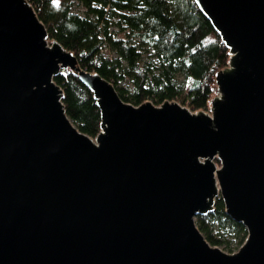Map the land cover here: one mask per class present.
Masks as SVG:
<instances>
[{
    "label": "water",
    "instance_id": "obj_1",
    "mask_svg": "<svg viewBox=\"0 0 264 264\" xmlns=\"http://www.w3.org/2000/svg\"><path fill=\"white\" fill-rule=\"evenodd\" d=\"M228 50L208 108L123 101L49 37L27 0H0V264H264V0H193ZM68 70L99 112L66 115ZM221 199L234 252L194 223Z\"/></svg>",
    "mask_w": 264,
    "mask_h": 264
},
{
    "label": "trees",
    "instance_id": "obj_2",
    "mask_svg": "<svg viewBox=\"0 0 264 264\" xmlns=\"http://www.w3.org/2000/svg\"><path fill=\"white\" fill-rule=\"evenodd\" d=\"M50 38L85 70L109 80L118 96L133 105L176 101L205 110L214 73L226 66L228 50L193 0H27ZM76 2L80 11H73ZM105 48L114 53L108 57ZM127 77L130 88L118 85ZM53 81L62 90L66 115L82 133L94 137L99 112L86 89L68 70ZM194 223L212 246L232 251L244 227L224 213L216 197L212 211Z\"/></svg>",
    "mask_w": 264,
    "mask_h": 264
},
{
    "label": "rangeland",
    "instance_id": "obj_3",
    "mask_svg": "<svg viewBox=\"0 0 264 264\" xmlns=\"http://www.w3.org/2000/svg\"><path fill=\"white\" fill-rule=\"evenodd\" d=\"M71 8H72L73 11H80V7H79V5L75 1L73 2ZM101 52L104 55H107L108 57H114V53L111 52V51H109V50H107V49H105V48H103ZM118 85L124 86L126 88H130L131 87L130 84H129V80H128L127 77H124L123 79L119 80L118 81ZM230 247H231L232 251H227V250H223V251L229 252V253L230 252H234V251L237 250V248L239 247V245L235 244V242H232V244H230Z\"/></svg>",
    "mask_w": 264,
    "mask_h": 264
},
{
    "label": "built area",
    "instance_id": "obj_4",
    "mask_svg": "<svg viewBox=\"0 0 264 264\" xmlns=\"http://www.w3.org/2000/svg\"><path fill=\"white\" fill-rule=\"evenodd\" d=\"M147 101V100H146ZM188 108V107H187ZM188 109H190V108H188ZM191 110V109H190Z\"/></svg>",
    "mask_w": 264,
    "mask_h": 264
}]
</instances>
